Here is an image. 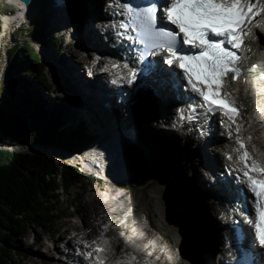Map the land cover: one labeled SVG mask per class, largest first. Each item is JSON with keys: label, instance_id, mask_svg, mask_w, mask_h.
<instances>
[{"label": "bare ground", "instance_id": "1", "mask_svg": "<svg viewBox=\"0 0 264 264\" xmlns=\"http://www.w3.org/2000/svg\"><path fill=\"white\" fill-rule=\"evenodd\" d=\"M62 1L63 4H61L54 11L57 14V18L56 16H53L55 17L54 21L51 25L48 24L47 34L50 37L52 35L57 36L58 34L61 37H63V35H67L69 42H72L73 45L76 46V48L74 49L67 46V48H72L71 50L68 49L70 51L69 57L67 55L62 57H60V55H57V58L50 50V48L44 51V55L52 61L51 63H53L55 67H57L59 75L64 78L63 80H66L69 83L70 87H75V89H77L76 91H72V95L70 96L77 99L80 98V101H82L81 104L79 101V105L75 106L77 107L75 111V117H72L74 123L80 124V120L81 122H84L86 124L85 126H88V129L90 131L96 133L97 135H99V137L107 136V138L109 139L111 137L109 143H106L105 148H102L101 146L92 148L94 147L93 144L86 148L85 150L90 148L91 149L89 150L90 152L87 157L83 158L81 156V163H83L88 169H92V171H99L100 169L103 170L114 166L119 167V165L122 166L123 163L112 166H107V164L105 165L104 163L108 162L111 156V152L119 153L121 151V146L116 144L118 143L117 141L121 142V144L123 141H126V144L129 143L128 146H131L132 144L134 145L133 147L128 148L129 151L122 149L124 150V153L121 154L122 160L125 159L127 155L136 152L134 151L136 149V143V146H138V148L140 147L138 150L141 151V154L139 156L140 159L135 165V168H137L136 171L141 172L144 163V167L150 170L146 173H149L151 175V172H153L155 176H159L157 183L155 182L154 178L155 183L154 185H152V187L154 191H156L155 195H160V197L162 198L161 201H163V203L168 206V212H166V214L163 213L164 206L162 207L163 211L161 207L160 209L155 208V210H158V215H162V218H164L163 223L170 229V231H172V236L170 237V239L167 237L166 240L162 236H158L154 229L152 231V227L155 228V226H151L150 229H148L149 227L145 222L146 219L144 218V222L139 220L136 223L139 232H136L132 224L128 221L121 224H115L112 223L113 220H110L109 227L107 225L108 223L106 224L108 227L106 232L103 236H101V239H98L96 241V244L92 247L90 245L91 243H88L89 241L87 242L86 240L91 239L93 235L97 233V226L89 224V231L87 233H84L83 236L79 234L78 238L67 237L65 234L61 236V238L57 241L53 239L55 246L54 248H52V250L48 247L46 250H37L34 252L30 247L25 260L28 259L34 264H91L89 257H87L86 254L88 252H92L97 246L107 245L106 256H113L111 257L112 261L110 262V264L117 261L127 264H177L178 262H181L183 264H219L213 257V253L215 251H222V241L226 235H230V229L227 226L225 227V229L219 228V224L222 223V220H219L220 212L224 214L223 219L225 220L232 222H234L235 220L243 221V219L239 216V212L242 210L245 204H248V202L249 206H251V195L248 191V188L243 182L244 180L242 178H239L238 176V165L234 162L233 151L229 150L233 147V137L230 136L233 130L226 131V126H221L216 116L212 119V121L207 119L203 120L201 128L205 131L207 137L204 138L201 141L200 145L195 148L192 147L194 144H189L188 149L187 146L182 149L183 144L180 143V135L171 133V130L169 128L165 129L163 126V123L165 124L163 119H170V113L172 111L171 108L173 106H176V103L180 104V101L187 100V96L192 98L190 95L191 93L184 87V83L180 75L176 77L177 79H180V81H177L180 86V98H178L177 96L178 93L173 90V84L165 83L162 86L163 97L160 99L159 104L155 105L156 103L155 101L153 102L152 99L149 102V104L152 103L151 105H154V107H152V110H158V113L159 111L162 112V115L159 118H161V121L163 123L159 122L156 126H154L153 123L150 122L151 120L149 118H144L145 114L141 115L139 119H137L136 117L131 119L130 115L128 116V114L123 113L122 111L113 110V105L116 103L110 101L108 98H105L104 93L106 92L105 88H109L108 84L101 78L95 80V82L88 81L90 76L83 67L84 65H88V63L83 65V63L87 61V57L84 56L83 51H86V49L90 47L92 41L98 40L97 36L95 37V35H92L89 32V26L87 25L83 27H76L74 23L75 14L74 11H72V5H76L78 0ZM100 1L101 0H79L80 3L78 2V4L81 5L80 8L84 6L81 9L82 12H86V10L91 9L88 16L89 24L93 20H96V23L98 24V32H100L99 37L104 40L105 32L103 23L108 22L109 20L108 13L106 11L101 10V13L97 14ZM103 1L104 3H109L113 0ZM9 2L12 3V5H21V15L18 16V18L15 14L10 15V18L5 17L4 33L8 32L10 26L16 24L18 20L26 21V18L31 16L26 11V9H24L26 7L25 0H10ZM65 2H67L66 5ZM107 3L103 7L104 9H107ZM62 20H64V23ZM23 21L20 22H22L25 26L26 23H24ZM34 25L36 24L34 23ZM26 26L28 29L31 28L29 21ZM258 26L259 31L256 32L257 35H254V37L257 38V44L264 45V25L260 26L259 23L255 27L257 28ZM60 30L63 32L59 33L58 31ZM3 36H0V43L1 41H3ZM247 38V44L244 46L245 52L243 51L245 54H243L241 62H244L245 65L249 63V67H252L255 64H258L259 67H261V65L264 64V49L259 47V45L257 44H253L254 42L252 41V38V40L249 39V37ZM54 49L55 52L58 51V49ZM74 51H78V54H80V60L77 59L76 53H74ZM161 68L167 72L168 77L165 79H167V82H169V77L174 74V69L171 66L169 67L167 65L162 66ZM81 69L85 70V75L87 74V77L85 76L86 78H84ZM88 70H91V68L88 67ZM256 84L261 88L264 87V81H261L260 79ZM65 91L67 92V90ZM258 92L259 97H261V99H264V89L261 90L258 88ZM252 94H254V91ZM250 98L257 99L258 93L257 95L254 94L252 96H247L245 100V109L243 110L244 114L245 112L248 113L250 111V107H248V101L251 100ZM240 100L243 101L242 99ZM258 107L260 111L257 112L256 117H254V124L249 129L250 133L254 135V139L252 141L256 144L259 142V139L260 141L263 140L264 142V105H260ZM150 114L152 115L154 113ZM156 120H158L157 116L152 118L153 122H156ZM214 123L219 124L217 125L218 127L215 129V131L213 125ZM162 128L164 130H161ZM212 131L214 132V135H212ZM245 132L246 131L243 130V133ZM260 134H262V136ZM194 136L192 135L191 137H189L188 143L194 141ZM183 137H185L184 134ZM99 139L100 138H96L95 141ZM13 143L15 142H7L5 146H10L12 149H20L25 153H36L42 155V153L36 152L37 149H40L42 147H25L21 144L15 145ZM17 146H22L25 149L18 148ZM113 146H116L115 149L113 148ZM50 150H56L64 153V151L56 148H52ZM82 153L83 151L76 155L79 156ZM200 153L204 157L202 163L199 164L196 159L193 160V164L191 165L192 172H196L198 177V188L195 189V183L190 182V179L184 176L183 168H187V174H190L191 169L189 165L192 161L191 158L195 156L200 157ZM218 153L223 158L220 157ZM228 154H232V158H227ZM43 155H49L50 157H52L50 154ZM71 155L76 156L74 154ZM207 155H215V157L217 156V158L220 157L222 166H219L218 171H213L212 167L207 169L205 164H209L206 160ZM184 159L186 160V162H184ZM56 160L63 162L62 159ZM164 161H166V163L171 166L172 170L166 169V171L161 174L158 172V164H161L162 162L164 163ZM102 165L105 166L101 167ZM174 167H176V169H174ZM199 167H202L204 169V172L199 170ZM79 168L85 171V173L89 176H92V178L98 179L99 181H102L107 185L108 182L106 180L108 179L105 176H98L97 174H95V172L84 170L83 167ZM122 170L123 169H121V171ZM122 172L127 175L124 170ZM173 172H175L174 176L169 181H167V177H170ZM230 172L232 173V175L229 174ZM168 173L169 175L166 176ZM128 178L131 177L129 176ZM227 181L230 182L229 186L226 185ZM231 187H233L234 190ZM218 188H220V190H218ZM228 190L230 193L228 192ZM241 190H243L245 193V196L242 197V199L245 200L243 206L241 203H237L236 201V196L241 194H238V192H240ZM178 191H181V194L183 196L177 197L176 193ZM113 195L109 193V195L105 198L103 194L93 193L87 201V207H95L98 210L97 205L102 203V214L105 215V218L108 217L111 219L115 215L120 214V212H122V206H124V203L122 202V195L116 197H113ZM207 197L210 198L205 200V198ZM209 200L211 201L210 203ZM209 211L213 212V219L215 220L214 222L211 220L212 214H210L211 212L209 213ZM133 212L135 213V209L133 210ZM245 223L246 230L250 231V227L248 225L249 223ZM226 229H229L227 234ZM111 233H114L113 237L110 236ZM183 233L184 235L185 233L189 235L190 242L185 239L184 241H182L185 236L182 238V240L180 239L181 241L179 240L178 235L181 236ZM153 234H156L158 237H153ZM144 240H146L148 246L146 251L151 252V254L148 256H144L143 249H141L137 245L139 243H142ZM171 241H174L175 243ZM186 241L188 243H194L195 245H198V243L201 244L204 251H202V257L200 260L196 259L195 262V259H193L191 255H189V251L184 244ZM251 242L252 237L249 236V238H247L248 245H250ZM63 243L67 244L65 246V249H63L62 247ZM114 243L115 245L113 246ZM76 247H78L77 250L75 249ZM122 249L125 250L123 251ZM129 250L132 251V253H129ZM136 250L137 252H134ZM121 251L123 252L121 253ZM80 252H82V254ZM164 253H168L169 256H171V259L170 261L167 260L161 263V260L164 257ZM156 254L159 259H152ZM173 256H175V258Z\"/></svg>", "mask_w": 264, "mask_h": 264}, {"label": "rangeland", "instance_id": "2", "mask_svg": "<svg viewBox=\"0 0 264 264\" xmlns=\"http://www.w3.org/2000/svg\"><path fill=\"white\" fill-rule=\"evenodd\" d=\"M89 1H91V0H89ZM78 2H79V0H78ZM78 2L76 3V5H72V7H73L72 11H74V14H75L74 15V19H75L74 23H75L76 27L77 26L83 27L86 25L89 26V32L92 35H95V37L97 36V39H99L100 32H98V28H97L98 24L96 23V20L95 21L93 20L89 24L88 16H89V12L91 9L86 10V12H82L81 9L84 6H82V8H80L81 5L78 4ZM6 3L7 2H5V0H0V24H1L0 36L4 35L3 41H1V43H0V99L2 96V88L4 86L5 75L7 74L8 64H9V60H10L11 53H12L13 49L15 47H17V49H18V48H21L24 46H30L35 51V53L38 52L37 54L40 57L41 56L40 49L42 47L36 40H33L30 37H27L26 34L29 30L27 29L26 26L23 29H21V28L18 29L17 24L11 25L8 32L4 33L5 29L2 28V22L4 23L5 18L2 19V17H4L5 12H8L7 14H9L10 10H11V8ZM66 4H67V2H65V5ZM105 5L106 4L104 3V1L101 0L100 5H99L100 7L98 6L97 14L101 13V10L103 9V7ZM62 21L64 23V20H62ZM30 26H31V28H33V27L35 28V26H36V28H40L39 25H34V23H32V22L30 23ZM84 29H85V27H84ZM35 32H37V31H35ZM39 32L41 35H44V38H45L43 46H49L48 49L50 48V50L53 52V54L56 57H57V55H60V57L67 55L69 57L70 56L69 50H71L72 48H74V49L76 48V46L73 45L72 42H69L68 36L65 35L66 37H65V41H64L65 43L63 44V48L61 50H58L55 52L54 45H51V42L49 40L50 36L46 32H44L43 29H41V28H40ZM43 32H44V34H43ZM58 32L61 33L63 31L60 30ZM251 38L253 39L252 40L253 42H256V40H257L256 37L252 36ZM55 40H57V38ZM52 44H54V43H52ZM253 44H255V43H253ZM67 46L72 47V48H67ZM74 53H76L77 59L80 60V58H79L80 54H78V51H74ZM40 60L41 61L39 63L32 66L30 69L29 68L25 69V67L24 68L22 67L20 69V71L24 74V76L26 78H28V80L32 81L35 84H37V81L35 82L34 77H35L38 69L43 71V73H44L43 76L47 80V83L49 85H51L52 89L48 90L43 85H38V84L37 85L40 88L39 90L44 94V100H46L48 105L52 106L53 108H58L61 111V113L64 115V119L62 121L63 125H61L62 126L61 128L65 129V130L75 129L76 127H74V126L80 125L81 123L85 126L86 124L84 122H81L80 120H79L80 124L79 123L76 124L72 120V117H75V111L77 109V107H75V106L79 105L78 102L81 99L80 98L77 99L75 97H70V96L72 95L71 92L76 91L77 89H75V87H70L69 83L66 80H63L64 78H62L59 75L57 67H55V65H53V63H51L52 62L51 60H49L47 57H45V58L40 57ZM75 60H76V57H75ZM81 70H82L81 72H82L84 78H86L87 76L85 75V70H83V69H81ZM262 78H264V74L257 76L255 79L256 80L255 86L250 87L247 90V94H248L247 96H249V95L252 96L254 94L257 95V93H258L257 99L256 98L255 99L250 98L251 100L248 101V107H250V111L248 113L245 112L247 117L249 115V118L252 121H254V115H257V112L260 111L258 106L264 105V99L263 98L261 99V97H259V92H258V88L262 90V89H264V87L261 88L260 86H257V84H256L258 82V80L262 79ZM65 90H67V92ZM248 91L250 92V94ZM253 91H254V94H252ZM247 96L240 98L243 100L244 105L246 104L245 100H246ZM247 100H249V99H247ZM81 102L82 101H80V104H81ZM172 108H174V106ZM172 108H171V110H172ZM84 128L87 130V132L89 134H92L97 139L100 138L99 140L94 141V144H93L94 147H92V148H95L97 146H101L102 148H105L106 143H108V139H109V138H107V136H103V137L100 136L99 137V135L90 131L88 129V126H85ZM260 135L262 136V134H260ZM101 137H102V139H101ZM257 145H259L261 148L263 146V150H264L263 140L260 141V139H259V142L257 143ZM115 147L116 146H113L114 149H115ZM135 147H136V149H135L136 152H134L133 154L127 155L125 157L126 162L123 163L122 166L119 165L120 163H122L121 162L122 161L121 154L124 153V150H128L127 147L124 150L120 149L121 151L119 153L111 152V156H110L108 162L104 163L105 165L107 164V166L119 165V167L121 169H123L128 176L131 177V178L125 179V180H127V182L111 184V181H109V183H107V185H106V183H103L102 181H99L98 179L92 178V176H89V175L83 173L84 176L82 178V183L72 187L71 190H69L67 193H63L62 191H58L60 195L57 197H54L52 195L47 196L46 199H48L50 202L54 203V205L57 206V208H58V213H57L56 217L53 218L52 222L49 225H47L46 227H42V228H40V227L33 228L32 227V229L30 231H28L24 236H22V237L18 236L17 238H14L12 236V234L4 232V234L7 236L8 240H9V242L12 244L9 246V249L12 251L14 250L15 254L18 257L16 264H34L32 261H30L28 259L25 260L30 247L32 248V250L34 252L37 250L46 249V248H43V245L42 246L39 245L36 247L33 246L36 238L50 239L52 237V239L57 241L61 238V236L65 235V234L67 237H77L78 238L79 234H81L83 236L84 233H87L89 231V228H88L89 224L97 226V233H95L91 239L86 240L87 242L89 241L88 243H91L90 245L92 247L93 245L96 244V241L98 239H101V236L104 235L107 228L109 227V224H110L109 221L110 220L111 221L113 220L112 223H115V224H121V223L128 221L129 223L132 224V226L136 230V232H139L138 227L136 226V223L139 220L144 222V220H143V218H144V219H146L145 222L147 223V225L149 227L148 229H150L151 226H155V228L154 227H152V228H154V230L158 234V236H162L165 240L167 239V237L170 239V237L172 236V233H171L172 231H170V229L166 225H164V223H163L164 218H162V215H158V210H155V208L160 209V207L162 208L164 206V211L162 208L163 213L166 214V212H168V209H167L168 206L165 203H163V201H161L162 198L160 197V195L159 196L157 194L155 195L156 191H154V189L152 187V185H154L155 182L156 183L158 182L159 176H155L153 172H151V175L149 173H146V172H149L150 170H148L146 167H144V163H143L142 171L141 172L136 171L137 168H135V165L137 164V161L140 159L139 156L141 154V151L138 150L140 147L138 148V146H136V143H135ZM90 149L83 151L81 156L83 158L87 157V155L90 152L89 151ZM218 155L220 156L219 153H218ZM220 157H222V156H220ZM220 157L217 158V156L215 157V155H210V156L207 155L206 160L209 163V164L205 163L207 169L212 167L213 171H218L219 166H222ZM217 159H218V161H217ZM55 163L59 166L70 165V164H64L62 161H57V160L55 161ZM105 165H102L101 167H103ZM158 167H159L158 172L161 174H163V172H165L166 169H171V166L169 164H167L166 161H164V163L162 162L161 164H158ZM174 169H176V167H174ZM198 169L201 170L200 167ZM201 171L204 172V169L202 168ZM187 173H188L187 168H183L184 176L191 180V178L189 177V174H187ZM174 174H175V172H173V174L170 177H167L168 178L167 181H169L174 176ZM168 175H169V173H168ZM94 177H96V176H94ZM154 178H155V182H154ZM145 181L147 182L148 187L145 185ZM194 188L197 189L198 185L196 186L194 184ZM231 188L234 190L233 187H231ZM148 191H151V192L148 193ZM228 192H229V190H228ZM93 193L103 194V196L105 198L109 195V193H111L112 195L114 194L113 197L122 195V202L124 203V206H122V212H120V214H117L110 219L108 217L105 218V215L102 214L103 213V210L101 209L102 205H103L102 203L97 205L98 210L95 207H91V206L87 207V205H88L87 201ZM181 193H182L181 191H178L176 193L177 197L183 196ZM208 198H210V197L205 198V200H207ZM157 201L159 204L157 203ZM210 202L211 201L209 200V203ZM212 202H213V199H212ZM134 209H135V213L133 212ZM100 212H101V215H100ZM209 213L212 214L211 220L214 222L215 220L213 219L214 218L213 212L209 211ZM151 222H152V224H151ZM106 224L108 225V227ZM113 234L114 233H111L110 236L113 237L114 236ZM82 236H80V237H82ZM111 237H110V239H111ZM178 237H179V240L180 239L182 240V238L184 237L182 241H184V239H185L188 242H190L189 241V235L186 233H185V235H184V233L181 236L178 235ZM187 241L184 244L187 247V250L189 251V255H191V257H193V259H195V262H196V259L200 260L202 257V251H204L201 244L198 243V245H195L194 243H188ZM171 242L175 243L174 241H171ZM43 243H45V239H44ZM66 245L67 244H65V243L62 244L63 249H65ZM114 245H115V243L113 244V246ZM137 245L141 249H143V255L144 256H148L151 254L150 251H146V249L148 248L146 240H144L142 243H139ZM77 248L78 247H76L75 249L77 250ZM221 249H222V246H221ZM123 251H121V253ZM188 251H187V253H188ZM134 252H137V250ZM129 253H132V251H130ZM173 257L175 258V256H173ZM213 257H214V255H213ZM157 258H158V256L156 254L153 256L152 259L156 260ZM170 259H171V256H169L168 253L167 254L164 253V257L161 260V263H163L167 260L170 261ZM55 264H58V263H55ZM177 264H183V263L178 262Z\"/></svg>", "mask_w": 264, "mask_h": 264}, {"label": "trees", "instance_id": "3", "mask_svg": "<svg viewBox=\"0 0 264 264\" xmlns=\"http://www.w3.org/2000/svg\"><path fill=\"white\" fill-rule=\"evenodd\" d=\"M37 36L41 42L45 41L40 33H35ZM53 43L59 45L54 39ZM40 61L30 46L13 49L0 99V141L56 148L68 154L81 153L94 144L96 137L89 134L82 124L75 129L61 128L64 115L58 108L48 105L38 87L43 85L48 90L52 89L43 71L38 69L34 77L38 85L20 71L22 67L30 69ZM36 152L52 157L0 148V264H16L18 259L14 250L9 249L12 244L4 232L17 238L24 236L32 227H46L58 213L57 206L46 199L47 196L57 197L60 195L58 191L67 193L82 183L84 175L77 167L59 166L55 159L92 171L81 163V154L67 155L48 148H40ZM125 162L123 159L122 163ZM122 171L114 166L92 172L107 179H128L129 176Z\"/></svg>", "mask_w": 264, "mask_h": 264}, {"label": "snow or ice", "instance_id": "4", "mask_svg": "<svg viewBox=\"0 0 264 264\" xmlns=\"http://www.w3.org/2000/svg\"><path fill=\"white\" fill-rule=\"evenodd\" d=\"M114 2L122 9L119 14L125 17L119 25L125 31L117 34L139 42L143 46L138 49L141 58L167 51L171 57L165 62L169 65L178 62L191 91L202 101L190 106L193 115L189 118L195 119V109L201 107L205 114L223 112L235 122L239 109L228 91V76L231 73V79L235 80L241 67L240 58L231 49H239L243 36L251 34L250 25L264 12V0H149L144 7ZM158 13L161 20H167L175 28L158 26ZM136 72H131L133 80ZM244 147L240 142V149ZM239 159L247 169L241 170L242 179L246 178L244 183L254 197L253 214L246 220L253 228L256 243L264 249V165L252 159L247 151ZM104 251L100 247L93 250ZM93 252L86 256L92 257ZM96 260L97 264H103L101 258Z\"/></svg>", "mask_w": 264, "mask_h": 264}, {"label": "water", "instance_id": "5", "mask_svg": "<svg viewBox=\"0 0 264 264\" xmlns=\"http://www.w3.org/2000/svg\"><path fill=\"white\" fill-rule=\"evenodd\" d=\"M25 3H26V5H27V4H30V3H31V0H25ZM27 6H28V5H27ZM6 143H7V142L0 141V148H4V149H8V150H12V151H21L22 153H25L24 151H22V150H20V149H12L10 146H5ZM13 144H15V145H17V144H21L22 146H25V147H36V148H40V147H38V146H36V145L24 144V143H22V142H15V143H13ZM42 148H50V147H42ZM50 149H52V148H50ZM64 153H65V152H64ZM30 154H36V153H30ZM66 154H68V153H66ZM36 155H40V154H36ZM42 155H43V154H42ZM70 155H71V154H70ZM74 155H76V154H74ZM70 165H72V166H74V167H77L78 170H80L82 174H83V173L86 174L85 171H83L81 168L78 167V165H74V164H70ZM82 171H83V172H82ZM87 175H88V174H87Z\"/></svg>", "mask_w": 264, "mask_h": 264}]
</instances>
